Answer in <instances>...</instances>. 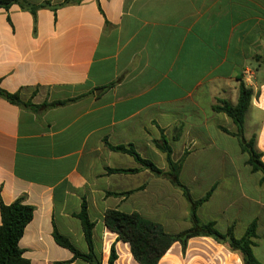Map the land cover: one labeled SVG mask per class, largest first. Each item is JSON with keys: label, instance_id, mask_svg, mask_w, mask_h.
Segmentation results:
<instances>
[{"label": "crops", "instance_id": "crops-1", "mask_svg": "<svg viewBox=\"0 0 264 264\" xmlns=\"http://www.w3.org/2000/svg\"><path fill=\"white\" fill-rule=\"evenodd\" d=\"M36 15L0 8V208L24 197L35 208L19 242L30 264H58L88 253L76 216L83 202L94 223L93 250L108 264H140L105 223L108 210L137 214L176 235L192 227L191 204L172 184L162 134L179 181L202 223L241 239L257 221L253 254L264 264V174L254 172L237 127L216 113L236 105L240 80L254 90L244 137L256 136L264 162V0H28ZM248 125L250 128L248 129ZM111 146H130L156 174ZM109 169H138L110 173ZM2 223L0 212V224ZM257 251V253H256ZM70 264H90L80 259ZM158 264H244L211 237L174 243Z\"/></svg>", "mask_w": 264, "mask_h": 264}, {"label": "trees", "instance_id": "trees-1", "mask_svg": "<svg viewBox=\"0 0 264 264\" xmlns=\"http://www.w3.org/2000/svg\"><path fill=\"white\" fill-rule=\"evenodd\" d=\"M80 0H66L67 3L79 2ZM19 5L22 9L36 15L40 7H45L49 3L40 6L32 5L28 0H0V8L9 10L12 6ZM0 96L7 99L15 105H22L37 108H50L64 106L74 100L56 101L53 103H45L42 106H34L31 103H24L17 94H10L0 88ZM254 97V90L245 85L240 80L239 99L236 105L230 102L217 99L214 106L216 113L227 115L237 127V137L240 140L243 152L249 155V164L254 172H262L264 174L263 154L256 149V136L249 141L244 137L245 117L251 106ZM158 148L166 154L167 163L169 165L168 172L165 175L170 179L173 185L183 190L184 196L191 204V220L192 227L184 232L176 235H170L163 229L152 222L142 219L137 214H126L118 210H108L105 215L106 226L116 232L119 238L130 245L135 260L140 264H158L162 257L167 253L170 247L176 243H181L185 249L188 241L195 237H211L219 243L226 244L232 251L240 253L244 264H263L256 259L253 254L255 239H257L258 223L254 221L247 229L245 235L241 239H237L234 235V227H230L226 233H221L216 228L215 222L202 223L198 218L199 207L207 202L212 196L215 188L209 191L204 198L194 201L189 190L179 181V172L184 161L185 155L177 162L172 157V149L168 144L166 137L162 134L160 142H157ZM108 147L115 152L124 153L132 156L141 166L151 170L156 174H164L150 160L142 158L132 145L111 146ZM110 173H136L138 169H109ZM2 223L0 224V264H30V261L24 258V252L19 246V242L24 235L25 228L34 217L35 208L25 203L24 197L17 199L10 205H1L0 208ZM80 219L84 236L89 247L88 253L79 252L70 241L58 234L54 233L56 243L68 249L73 253L72 260L58 264H70L80 259L90 264H102V262L94 254L93 250V231L94 223L90 221L87 212V205L82 204L81 212L76 216ZM117 259L115 248L112 247L108 264H114Z\"/></svg>", "mask_w": 264, "mask_h": 264}, {"label": "rangeland", "instance_id": "rangeland-1", "mask_svg": "<svg viewBox=\"0 0 264 264\" xmlns=\"http://www.w3.org/2000/svg\"><path fill=\"white\" fill-rule=\"evenodd\" d=\"M250 128V125H248V129ZM256 253H257V251H256Z\"/></svg>", "mask_w": 264, "mask_h": 264}]
</instances>
